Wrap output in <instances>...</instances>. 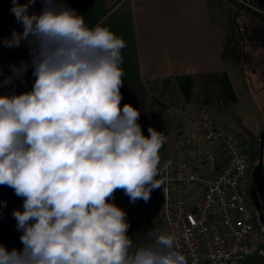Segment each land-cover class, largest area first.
<instances>
[{
    "label": "clouds",
    "instance_id": "1",
    "mask_svg": "<svg viewBox=\"0 0 264 264\" xmlns=\"http://www.w3.org/2000/svg\"><path fill=\"white\" fill-rule=\"evenodd\" d=\"M10 12L22 31L0 43L26 45L29 59L0 73V186L23 201L11 213L21 247L0 244V264H188L167 229L134 241L114 202L120 190L147 203L163 185L166 137L145 135L139 108L121 104L126 41L66 0H11Z\"/></svg>",
    "mask_w": 264,
    "mask_h": 264
},
{
    "label": "crops",
    "instance_id": "2",
    "mask_svg": "<svg viewBox=\"0 0 264 264\" xmlns=\"http://www.w3.org/2000/svg\"><path fill=\"white\" fill-rule=\"evenodd\" d=\"M217 1L227 0H66L89 26L106 25L126 41L121 65L124 83L140 81L150 95L151 126L166 137L161 161L182 151L179 136L193 132L196 118L219 123L216 118L237 102L231 63L222 57L225 13ZM10 7L11 0H0V40L14 29L22 31ZM39 8L37 3L34 10ZM28 59L26 45L8 48L0 43V73L6 75L9 65ZM25 81H15L17 92L31 87L30 69ZM0 201L6 203L0 209V244L20 248V232L11 213L22 208V198L11 188L0 186ZM114 202L126 211L128 235L137 243L147 239L149 230L164 228L159 218V189L147 203L138 200L135 204L118 190Z\"/></svg>",
    "mask_w": 264,
    "mask_h": 264
},
{
    "label": "built area",
    "instance_id": "3",
    "mask_svg": "<svg viewBox=\"0 0 264 264\" xmlns=\"http://www.w3.org/2000/svg\"><path fill=\"white\" fill-rule=\"evenodd\" d=\"M178 145L182 151L160 163L159 218L177 236L188 264H245L249 256L264 257V222L246 191L248 138L198 118Z\"/></svg>",
    "mask_w": 264,
    "mask_h": 264
},
{
    "label": "trees",
    "instance_id": "4",
    "mask_svg": "<svg viewBox=\"0 0 264 264\" xmlns=\"http://www.w3.org/2000/svg\"><path fill=\"white\" fill-rule=\"evenodd\" d=\"M254 8L262 9L253 2ZM225 13V35L222 57L238 67L247 76V72L257 73V68L264 65V13L242 4L237 0L216 2ZM123 103H130L141 111L139 123L142 129L151 125L148 114L149 93L140 81L123 83L121 88ZM245 264H264V257L249 256Z\"/></svg>",
    "mask_w": 264,
    "mask_h": 264
},
{
    "label": "rangeland",
    "instance_id": "5",
    "mask_svg": "<svg viewBox=\"0 0 264 264\" xmlns=\"http://www.w3.org/2000/svg\"><path fill=\"white\" fill-rule=\"evenodd\" d=\"M230 76L237 95V102L225 108L221 116L223 119L219 116L216 121L248 138L250 146L254 149L249 152V160L252 162L251 166H255L260 154L259 138L264 130V65L257 68V73L247 72L246 76L238 67L230 64ZM200 118L208 119L203 116ZM197 119L193 120L194 124ZM262 157L264 167V147Z\"/></svg>",
    "mask_w": 264,
    "mask_h": 264
},
{
    "label": "water",
    "instance_id": "6",
    "mask_svg": "<svg viewBox=\"0 0 264 264\" xmlns=\"http://www.w3.org/2000/svg\"><path fill=\"white\" fill-rule=\"evenodd\" d=\"M264 147V130L260 134V154L257 165L252 170L251 199L258 211L259 219L264 222V167L262 151Z\"/></svg>",
    "mask_w": 264,
    "mask_h": 264
},
{
    "label": "flooded vegetation",
    "instance_id": "7",
    "mask_svg": "<svg viewBox=\"0 0 264 264\" xmlns=\"http://www.w3.org/2000/svg\"><path fill=\"white\" fill-rule=\"evenodd\" d=\"M247 1L253 2L256 6L259 5L260 7L264 8V0H247ZM259 141H260V138H259ZM259 148H260V145H259ZM251 149H253V148L251 147ZM251 163L252 162H249V172H248L249 178H248V182H247V185H246V191H247L248 197L252 201V199H251V192H252V170H253V167L254 166L253 165L251 166Z\"/></svg>",
    "mask_w": 264,
    "mask_h": 264
}]
</instances>
